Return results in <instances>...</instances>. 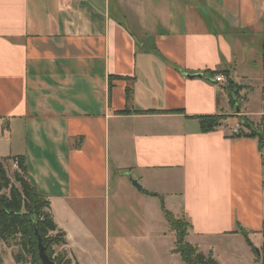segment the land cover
I'll return each mask as SVG.
<instances>
[{
	"label": "crops",
	"instance_id": "0c3cea01",
	"mask_svg": "<svg viewBox=\"0 0 264 264\" xmlns=\"http://www.w3.org/2000/svg\"><path fill=\"white\" fill-rule=\"evenodd\" d=\"M263 18L264 0H0L3 158L25 157L71 264L101 228L79 221L88 206L103 207L107 233L112 187L163 204L191 226L187 239L263 222L264 148L225 127L263 121L249 102L233 112L228 86L242 95L256 79L264 106ZM204 116L228 118L203 134Z\"/></svg>",
	"mask_w": 264,
	"mask_h": 264
},
{
	"label": "rangeland",
	"instance_id": "374dc122",
	"mask_svg": "<svg viewBox=\"0 0 264 264\" xmlns=\"http://www.w3.org/2000/svg\"><path fill=\"white\" fill-rule=\"evenodd\" d=\"M260 53L259 51L258 56L256 54L254 56L258 63L261 61ZM249 69L250 71L253 70V68ZM241 72L243 73L244 70L241 69ZM241 80L238 81L240 84H246L244 83L245 79ZM250 80L249 87H245L246 91L242 92L244 98L242 95H238V88L233 87V90L231 89L233 91L232 95L236 99V106H233L232 110L233 112H238L240 107L249 102V107L253 110L251 119L254 122H258L259 125L261 118L257 116L264 109V106L260 103L262 87L256 79ZM241 90L244 89L241 88ZM246 97L248 98L247 101H245ZM239 121L240 119L238 120L237 118L226 121V129L231 130ZM251 124L252 127H257V125ZM261 124H264V122L262 121ZM2 131L5 132L4 138L1 137ZM246 131H244L242 126L240 127V132ZM9 143H11V139H9L5 131L4 124L0 125V164L3 163L10 181L18 187L19 185L15 183L13 177V173L17 169L16 166L11 162H3L4 159L9 158H3L7 154L4 149ZM9 156H11L10 153ZM247 181L251 183L249 187L254 186L252 181ZM256 185L259 186L256 189L264 192V182L259 183L257 181ZM109 199L107 233L105 232L106 226L103 227V220L105 219L103 207L101 210L97 209L94 211L88 206V209L81 213L82 218L80 217L79 221H82L84 225L94 224L95 222L101 225V228L94 227L92 229V231L97 232V235L94 234L96 245L91 246L92 252L90 254L81 258L80 262L82 264H182L179 255L173 252L175 235L170 233L169 226L160 211L163 204L160 205L157 202L156 207H154L152 202H150L147 205L144 201L135 198L134 195L122 190L117 191L114 187L111 188ZM262 200L263 222L255 224L250 220L247 226L249 227L247 230L250 232L249 238L255 246H258V250L264 242L261 234L264 226V199ZM247 206L249 208V205ZM78 214L80 216L79 212ZM249 215L253 216V213ZM254 229H260V233L254 232ZM106 235L109 238V243L105 244ZM196 240H194L193 236L189 239L186 237V241L196 244L202 254L207 256L212 253L217 264H259L255 261V254L247 247L243 237L240 235L234 237H207L204 240ZM208 246H211L212 249ZM57 247H55V253L61 255L63 252ZM20 251V248L15 244L7 246L0 240V264H18L16 256ZM22 264H30V262L26 260Z\"/></svg>",
	"mask_w": 264,
	"mask_h": 264
},
{
	"label": "trees",
	"instance_id": "16d2710c",
	"mask_svg": "<svg viewBox=\"0 0 264 264\" xmlns=\"http://www.w3.org/2000/svg\"><path fill=\"white\" fill-rule=\"evenodd\" d=\"M264 26V18H263ZM219 74L228 78L227 72H207L209 78H215ZM229 88L240 89L233 83H229ZM230 92V103L236 105V99ZM236 95V94H235ZM228 117L225 116H204L195 118L199 123L200 132L210 133L220 128L221 122ZM264 122V118H263ZM242 128L247 132H241L237 137L257 139L259 150L264 148V124L259 127H252V124L243 119ZM3 162H11L16 166L14 171L16 187L7 176L3 163L0 164V240L10 246L15 244L20 248V253L16 256L18 264L28 260L30 264H42L38 256L39 241L48 258L54 264H71L65 254H56L55 247L65 245V234L57 229L56 224L49 212L50 204L42 196L36 187L27 180V165L25 157H13L4 159ZM149 196H155L145 193ZM162 213L169 226L170 233L175 235L174 254H178L182 264H217L212 253L204 255L198 248L186 241L191 226L183 219L176 218L162 207ZM237 234L243 237L247 247L255 254L256 263L264 264V242L257 250L249 238V233L238 227ZM261 234L264 238V226Z\"/></svg>",
	"mask_w": 264,
	"mask_h": 264
},
{
	"label": "water",
	"instance_id": "95a60500",
	"mask_svg": "<svg viewBox=\"0 0 264 264\" xmlns=\"http://www.w3.org/2000/svg\"><path fill=\"white\" fill-rule=\"evenodd\" d=\"M197 77H201V75H196ZM195 76V77H196ZM193 77V76H192ZM191 77V78H192ZM134 185L139 189L140 187L137 186L136 183H134ZM38 248H39V251H38V256H39V259L41 261L42 264H54L49 258L48 256L46 255L45 253V249L43 248V246L41 245L40 241H39V244H38ZM257 255H259V250H257Z\"/></svg>",
	"mask_w": 264,
	"mask_h": 264
},
{
	"label": "built area",
	"instance_id": "2783aa9c",
	"mask_svg": "<svg viewBox=\"0 0 264 264\" xmlns=\"http://www.w3.org/2000/svg\"><path fill=\"white\" fill-rule=\"evenodd\" d=\"M214 81L216 83H223V84H226L228 83V78H226L225 76L223 75H218L215 77ZM231 132V137H237L241 132H240V125L239 124H236L234 125V127L230 130Z\"/></svg>",
	"mask_w": 264,
	"mask_h": 264
}]
</instances>
